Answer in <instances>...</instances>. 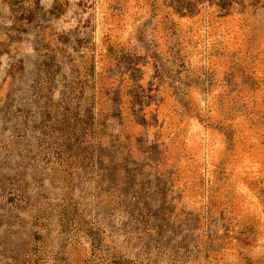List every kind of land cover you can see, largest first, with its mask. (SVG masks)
Returning a JSON list of instances; mask_svg holds the SVG:
<instances>
[{"label": "rangeland", "instance_id": "rangeland-1", "mask_svg": "<svg viewBox=\"0 0 264 264\" xmlns=\"http://www.w3.org/2000/svg\"><path fill=\"white\" fill-rule=\"evenodd\" d=\"M0 264H264V0H0Z\"/></svg>", "mask_w": 264, "mask_h": 264}]
</instances>
